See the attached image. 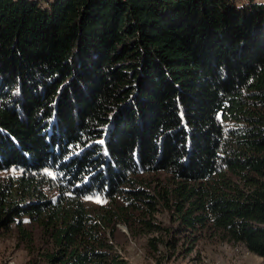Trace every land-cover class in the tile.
<instances>
[{
    "label": "trees",
    "instance_id": "trees-1",
    "mask_svg": "<svg viewBox=\"0 0 264 264\" xmlns=\"http://www.w3.org/2000/svg\"><path fill=\"white\" fill-rule=\"evenodd\" d=\"M0 173L34 264H130L118 224L264 258V2L0 0Z\"/></svg>",
    "mask_w": 264,
    "mask_h": 264
},
{
    "label": "rangeland",
    "instance_id": "rangeland-1",
    "mask_svg": "<svg viewBox=\"0 0 264 264\" xmlns=\"http://www.w3.org/2000/svg\"><path fill=\"white\" fill-rule=\"evenodd\" d=\"M248 0H241L247 2ZM264 2V0H256ZM0 173V176H3ZM99 201V202H97ZM91 203H100L98 199H91ZM170 226L173 219L169 211L158 208L155 218ZM31 226H29L30 228ZM37 247L28 251L26 245L19 241L16 231L0 232V264H34L41 253L47 248L41 241L39 229L32 226ZM154 234L139 233L133 236L127 226L118 224L114 243L116 249L130 264H264V258L248 252L243 246L226 242L201 240L191 252L179 250L172 258L167 257L163 246L154 255L149 246V239ZM169 253V252H168Z\"/></svg>",
    "mask_w": 264,
    "mask_h": 264
},
{
    "label": "bare ground",
    "instance_id": "bare-ground-1",
    "mask_svg": "<svg viewBox=\"0 0 264 264\" xmlns=\"http://www.w3.org/2000/svg\"><path fill=\"white\" fill-rule=\"evenodd\" d=\"M34 1L47 6L50 3H52L54 0H34Z\"/></svg>",
    "mask_w": 264,
    "mask_h": 264
},
{
    "label": "snow or ice",
    "instance_id": "snow-or-ice-1",
    "mask_svg": "<svg viewBox=\"0 0 264 264\" xmlns=\"http://www.w3.org/2000/svg\"><path fill=\"white\" fill-rule=\"evenodd\" d=\"M89 199H91V198H89ZM97 202H99V201H97Z\"/></svg>",
    "mask_w": 264,
    "mask_h": 264
}]
</instances>
